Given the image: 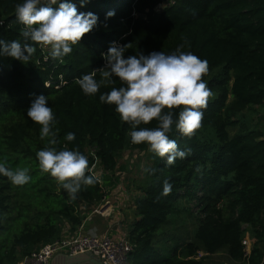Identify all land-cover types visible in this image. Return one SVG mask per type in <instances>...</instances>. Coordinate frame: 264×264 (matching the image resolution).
Here are the masks:
<instances>
[{"label":"trees","instance_id":"trees-1","mask_svg":"<svg viewBox=\"0 0 264 264\" xmlns=\"http://www.w3.org/2000/svg\"><path fill=\"white\" fill-rule=\"evenodd\" d=\"M20 2L0 0V39H18L36 51L26 63L0 55V159L12 169L28 168L31 179L15 186L0 176V264H18L61 238L66 225L75 232L107 196L101 175L100 183L68 202L54 178L39 169L36 152L47 139H40V125L27 111L41 94L56 116L57 150L79 149L90 166L108 174L116 171L125 151L147 152L146 167L156 169L145 172L136 186L139 218L128 232L135 247L126 264H202L200 250L225 251L240 264H264V128L248 118L264 104V0H88L84 7L76 0L79 11L96 13L99 20L62 61L21 35L24 26L14 13ZM109 11L115 15L106 17ZM115 41L131 45L125 57L172 53L183 44L182 51L208 61L203 79L212 95L201 127L190 139L175 130L170 134L180 148L192 149L191 156L166 166L146 144L131 143L127 123L114 106L99 101L101 93L120 86L118 78L94 97L75 83L93 71L100 78L106 66L102 53ZM153 126L155 121L146 125ZM69 132L75 133L74 141L64 139ZM164 179L172 184L167 196H161ZM173 215L195 219L192 239L159 237ZM246 237L252 244L248 262Z\"/></svg>","mask_w":264,"mask_h":264},{"label":"clouds","instance_id":"clouds-1","mask_svg":"<svg viewBox=\"0 0 264 264\" xmlns=\"http://www.w3.org/2000/svg\"><path fill=\"white\" fill-rule=\"evenodd\" d=\"M88 0H79L84 7ZM56 6V7H53ZM16 21L23 25L21 35L42 48H48L53 60L62 59L72 52L86 33L97 26L99 17L91 11H79L76 0H22L14 8ZM115 15L109 11L106 17ZM130 44L113 42L102 53L106 66L99 72L85 74L75 83L85 96L94 97L102 86L116 83L111 90L99 95L102 104L114 106L122 122L131 131L133 145L146 144L148 151L160 157L166 166L192 155L191 148H180L170 134L175 130L180 137L192 138L201 127L203 109L208 105L211 89L203 79L209 72L208 61L192 51H182L179 45L174 52L152 51L125 57ZM36 48L20 40L6 42L0 39V55L27 62ZM27 53V54H26ZM27 116L40 125V139L47 145L36 152L38 167L42 173L54 178L58 190L68 194V202H74L78 193L101 182L93 171L89 158L79 149L57 150L56 131L53 130L56 116L48 106V98L41 94L30 105ZM155 121V126L146 127ZM76 138L74 132L66 134L68 142ZM154 174L156 169L143 168ZM199 172V167L196 168ZM87 173V174H86ZM0 176H5L15 186L27 184L31 177L28 168L12 169L6 159H0ZM172 191L169 179H164L161 196Z\"/></svg>","mask_w":264,"mask_h":264},{"label":"built area","instance_id":"built-area-1","mask_svg":"<svg viewBox=\"0 0 264 264\" xmlns=\"http://www.w3.org/2000/svg\"><path fill=\"white\" fill-rule=\"evenodd\" d=\"M173 0H171L172 2ZM4 25V20L0 19V26ZM120 45L119 41H115ZM49 50L48 48H42ZM96 171V168L94 169ZM244 246V259L248 262L251 255V240L246 237L242 240ZM135 245L130 241L128 232H124L118 240H114L108 235L98 236L84 232L81 227L74 232L73 236L61 237L53 242L41 246L38 250L26 255L18 264H51L53 256L58 253L79 254L90 252L98 257L102 264H126L129 253ZM209 256L204 250L198 252V257Z\"/></svg>","mask_w":264,"mask_h":264},{"label":"rangeland","instance_id":"rangeland-1","mask_svg":"<svg viewBox=\"0 0 264 264\" xmlns=\"http://www.w3.org/2000/svg\"><path fill=\"white\" fill-rule=\"evenodd\" d=\"M171 0H165L164 4L170 3ZM163 6V4L158 6V9H160ZM255 111L252 113L255 114H248L252 118V125H256L257 127L264 128V108L261 107H255ZM248 113L250 111H247ZM259 113H261V116H259ZM250 120V118H249ZM255 120V121H254ZM146 153L147 152H139V151H130L127 150L124 152V158L119 160V164L122 163L124 165L125 171L124 173L120 175L121 180V186L119 187V190H121V193H125V196L122 198V210H125L124 212L127 214H130L129 211L131 208L129 207L132 205V201L136 200V198L139 196V189L136 188L139 181L143 178L145 172L143 171V168L146 167ZM101 171L100 167L96 168V173L99 174ZM120 182V181H118ZM123 185V186H122ZM126 204L128 206L126 207ZM185 221V222H184ZM186 226H183V225ZM198 223H195V219L187 218L183 219L181 217H177L176 215H173L170 217L169 222L164 225V227L160 230L159 237L163 240L166 238H174L176 236L183 237L185 240H189L193 238L194 231L196 230ZM130 229V228H129ZM129 229L126 230L129 232ZM125 231V232H126ZM172 242V240H171ZM202 264H240L239 262H233L228 258V255L225 251H221L219 253L209 255L204 257Z\"/></svg>","mask_w":264,"mask_h":264},{"label":"crops","instance_id":"crops-1","mask_svg":"<svg viewBox=\"0 0 264 264\" xmlns=\"http://www.w3.org/2000/svg\"><path fill=\"white\" fill-rule=\"evenodd\" d=\"M261 108H264V104ZM259 116L262 117L261 113H259ZM123 154L120 158L121 160L124 158ZM100 169L101 171L98 175H102L103 182L105 181L104 188L107 191V196L103 202L87 216L80 227L86 233L95 234L101 237L108 235L114 240H118L123 233L132 226L131 224L139 218L136 213L135 200L132 201L131 206L129 204L131 209L127 211H129L130 214L125 213V210H122L123 204L121 202L123 201L122 198L127 196L119 190V187L121 186L120 175L125 171L122 163L118 165L116 171L112 174L105 173L102 168ZM127 206L128 204H126V207ZM73 235L74 232L70 230L69 226L66 225L63 227L61 237H69Z\"/></svg>","mask_w":264,"mask_h":264},{"label":"water","instance_id":"water-1","mask_svg":"<svg viewBox=\"0 0 264 264\" xmlns=\"http://www.w3.org/2000/svg\"><path fill=\"white\" fill-rule=\"evenodd\" d=\"M51 264H102V262L90 252L79 254L58 253L53 256Z\"/></svg>","mask_w":264,"mask_h":264}]
</instances>
